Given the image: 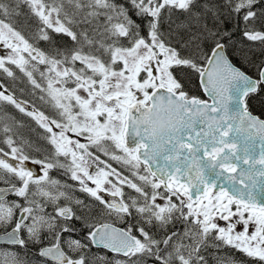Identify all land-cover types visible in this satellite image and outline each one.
Returning <instances> with one entry per match:
<instances>
[{
	"label": "snow or ice",
	"instance_id": "1",
	"mask_svg": "<svg viewBox=\"0 0 264 264\" xmlns=\"http://www.w3.org/2000/svg\"><path fill=\"white\" fill-rule=\"evenodd\" d=\"M0 264H264V0H0Z\"/></svg>",
	"mask_w": 264,
	"mask_h": 264
}]
</instances>
